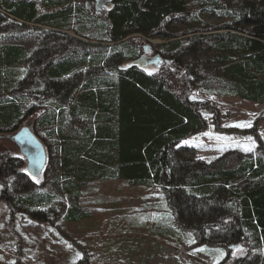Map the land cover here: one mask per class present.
<instances>
[{"label":"trees","instance_id":"16d2710c","mask_svg":"<svg viewBox=\"0 0 264 264\" xmlns=\"http://www.w3.org/2000/svg\"><path fill=\"white\" fill-rule=\"evenodd\" d=\"M82 1L0 0L3 16L52 36L29 52L0 43V133L40 112L34 124L66 193L93 180L160 184L182 229L248 248L219 264H264V155L213 166L184 143L206 127L193 88L264 103V0H110L98 13ZM147 47L162 56L153 72L132 64ZM18 159L0 150V198L48 221L56 195L19 193L33 180ZM86 215L74 202L64 218Z\"/></svg>","mask_w":264,"mask_h":264},{"label":"rangeland","instance_id":"374dc122","mask_svg":"<svg viewBox=\"0 0 264 264\" xmlns=\"http://www.w3.org/2000/svg\"><path fill=\"white\" fill-rule=\"evenodd\" d=\"M228 1L237 4L236 0ZM52 9L45 8L44 12ZM204 17L208 21L216 20L211 13L205 12ZM51 38L41 28L23 26L19 20L0 12V43L5 39L16 42L29 52L41 40ZM148 40L163 41L157 37ZM74 45L84 47L77 42L69 44ZM91 49L97 50L95 46ZM49 53L55 57L61 54L59 48ZM157 68L158 64L141 67L146 72ZM190 99L203 104L200 110L206 121L202 131L185 140L188 141L185 144L196 146V157L213 166L225 162L226 167H232L243 156L264 155V103L236 95L219 96L198 88L192 89ZM39 114L34 113L14 132L0 133V150L17 155L25 173L33 180L30 190L19 193L56 195L52 203L56 213L49 215L48 221L38 220L19 209L12 213L0 198V264H217L228 256L249 254L246 246L203 242L197 232L183 230L160 184H140L127 178L93 180L78 195L66 193L60 180L55 183L53 178L55 156L48 158L49 142L40 137L43 133L34 124ZM241 121H250L251 127L231 126ZM22 128L33 133L45 149L44 166L36 176L28 173L27 159L14 138ZM245 147L252 150L245 151ZM2 188L0 178V191ZM11 194L15 199L16 192ZM74 202L87 215L76 220L64 218L66 209Z\"/></svg>","mask_w":264,"mask_h":264},{"label":"water","instance_id":"95a60500","mask_svg":"<svg viewBox=\"0 0 264 264\" xmlns=\"http://www.w3.org/2000/svg\"><path fill=\"white\" fill-rule=\"evenodd\" d=\"M161 60V55H147L145 52L132 60V64L138 67L157 64ZM15 141L27 159V170L31 176L38 175L45 162V149L41 142L27 128H22L14 135Z\"/></svg>","mask_w":264,"mask_h":264},{"label":"flooded vegetation","instance_id":"af4514ba","mask_svg":"<svg viewBox=\"0 0 264 264\" xmlns=\"http://www.w3.org/2000/svg\"><path fill=\"white\" fill-rule=\"evenodd\" d=\"M92 1V2H91ZM85 7L90 10V12L98 13L103 11L104 8L110 7V0H83ZM151 48H145V52L147 55L151 56L154 53H151Z\"/></svg>","mask_w":264,"mask_h":264},{"label":"snow or ice","instance_id":"6c2138e0","mask_svg":"<svg viewBox=\"0 0 264 264\" xmlns=\"http://www.w3.org/2000/svg\"><path fill=\"white\" fill-rule=\"evenodd\" d=\"M231 126L238 127V128H246V127H251V122L250 121H241V122H238V123L231 125ZM248 139L251 140V137H248ZM184 143H188V141H184ZM244 150L245 151H251L252 149L250 147H245ZM77 255L79 256V253H77ZM220 255H221V257H223L224 253L221 252ZM217 264H219L218 261H217Z\"/></svg>","mask_w":264,"mask_h":264},{"label":"crops","instance_id":"0c3cea01","mask_svg":"<svg viewBox=\"0 0 264 264\" xmlns=\"http://www.w3.org/2000/svg\"><path fill=\"white\" fill-rule=\"evenodd\" d=\"M140 184H144V183H140ZM183 230H185V231H189V230H186V229H183ZM184 232V231H183ZM184 234H186L187 235V233L186 232H184ZM198 236V235H197ZM199 253H200V251H199ZM136 263H137V261H136Z\"/></svg>","mask_w":264,"mask_h":264}]
</instances>
